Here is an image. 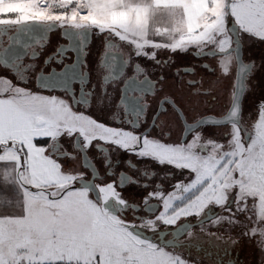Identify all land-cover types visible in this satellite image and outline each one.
Segmentation results:
<instances>
[{"label":"snow or ice","instance_id":"6c2138e0","mask_svg":"<svg viewBox=\"0 0 264 264\" xmlns=\"http://www.w3.org/2000/svg\"><path fill=\"white\" fill-rule=\"evenodd\" d=\"M11 29L15 35L9 41L21 44L24 36L41 47L46 34L60 30L68 43L44 63L55 60L62 68L42 71L36 84L45 91L68 92L73 83L81 88L78 97L72 91L71 100L33 91L26 75L34 65L23 60L36 59L39 53L21 55L11 46L0 47V68L11 73V78L0 76V264H190V258L175 250L191 248L205 235L217 244L238 242L205 226L220 232L239 230L256 240L264 256V101L250 127L242 126L239 102L245 80L255 69L254 62L241 59V43L244 36L264 41V0H0V37ZM95 33L105 36L99 67L110 69L102 77L97 100L101 112L112 101L107 85L117 76L123 78L131 60L129 56L116 67L110 49L122 42L135 57L157 65L162 63L157 58L161 49L187 52L194 47L198 57L218 58L221 74H234L224 113L188 124L185 132L192 138L185 143L150 138L147 127L141 130V118H147L144 98L155 94L156 82L146 75L143 80L136 75L123 79L116 105L124 115L117 124L123 126L74 110L73 105H90L95 99L85 88L89 74L84 71L85 49ZM23 43L27 50L30 45ZM66 59L70 63H64ZM133 71L145 72L139 64ZM197 83L188 81L190 86ZM166 103L173 101L161 100L159 111ZM158 118L159 112L152 117L153 127ZM209 124L227 125L225 142L203 140L197 129ZM64 138L73 141L71 147L82 156L86 171L63 168L62 159L75 158L61 143ZM92 148L104 175L121 168V161L112 159L118 151L135 157L124 159L123 166L147 182L121 170L118 179L97 183L99 167L87 155ZM137 161H153L189 176L164 189L152 183L154 172L136 167ZM129 185L147 190L141 204L124 198ZM128 211L139 215L125 219ZM197 227L200 231L194 232ZM219 264L235 261L221 259Z\"/></svg>","mask_w":264,"mask_h":264},{"label":"flooded vegetation","instance_id":"af4514ba","mask_svg":"<svg viewBox=\"0 0 264 264\" xmlns=\"http://www.w3.org/2000/svg\"><path fill=\"white\" fill-rule=\"evenodd\" d=\"M15 35V30L11 29L2 37H0V47L12 49L24 55L25 51L30 56L33 50L39 53L36 59L25 58L23 60L24 64H33V70L26 75L27 86L33 91H40L44 95H55L57 97L71 100L72 91H75L76 96H79L81 85L79 83H73L71 90L65 92L62 88H56L55 90H43L38 88L36 84V76L42 71L44 73L50 72L53 68L57 71L61 70L62 65L57 64L55 60L48 64L44 61L55 54L57 47L60 45H66L68 41L62 38L60 30H53L46 34L44 37L43 47L37 45L34 40L28 39L27 37L21 36V44H15L9 41V36ZM36 38L39 39V34H36ZM30 45V47L25 50L24 41ZM250 40V42H249ZM87 55L85 57L86 65L84 71L89 74L88 84L85 85L86 90H91L93 99L90 105H73L76 111H85L87 114H94L101 119L106 120L108 123L113 124V126H123L117 124V121L124 118L123 112L117 110L116 105L119 103L118 97L120 89L124 87L123 79L131 77L133 75L137 76V80H143L145 75L152 81L156 82V92L154 95H148L144 98L145 102L149 105L147 109V118H141V130L147 127V131L151 133L150 138L160 139L165 143L180 144L191 140V135L185 132V128L188 124H194L196 120L201 117L214 116L220 118L227 107V101L232 90V84L234 80V74L229 76H223L219 70L218 58L211 56L198 57L194 55L196 49L194 47H189L187 52L176 51L171 52L170 50H158V59L162 61L161 64L157 65L154 61L148 60L144 57H135L131 53L130 48L122 43L116 42L115 46L110 49L113 55L116 56L115 65L117 68L121 66V62L131 60L128 65L123 68V78L117 76L107 85V91L109 96L112 98L111 104H105L104 112H101V105L97 103V100L102 96L101 86L102 77L109 74L110 69H101L99 67L102 54L105 53V36L95 33L89 36L88 44L85 49ZM264 41H258L248 36H244L241 43V59L243 62H254L255 69L246 79V92L242 101L241 110V120L243 127H250L257 119V113L255 120L250 118L252 121L246 119L245 116V106L247 100V94L251 90V81L259 75L258 69L259 62L257 59L264 57ZM71 56L72 54L69 53ZM109 64L112 63V57H107ZM167 61V63H163ZM64 63H70L69 60H65ZM139 64L145 72L143 74L135 73L133 71V66ZM208 65V67H204ZM185 68H192L193 72L185 73L183 70ZM236 69L234 68L233 72ZM2 76H7L11 78V73L6 68H0ZM195 80L198 83L195 86H190L188 81ZM139 95V93H135ZM168 98L173 101V103H166L164 105V110L159 111L160 101ZM110 109V110H109ZM159 112V118L155 121V127L152 126V117L156 116ZM258 112V109L255 111ZM113 113L116 114V120H113ZM253 116V115H252ZM251 116V117H252ZM228 128L226 124L217 125L209 124L202 128L197 129L202 135L203 140H216L218 142H225V136L227 135ZM63 146L70 152H72L74 159L64 158L60 161L65 170L78 169L81 171H86L82 167L83 158L79 152H76L71 145L72 140L64 138L61 140ZM89 159L96 160V166L99 167L100 179L96 182L99 183L102 180L105 182L109 179H118V174L121 170L127 172L132 178L136 179L140 183H145L140 174L132 168H124L123 160L130 159L135 161V157L127 156L126 153H120L118 151L113 152L112 159L115 163L120 160L121 163L118 169L113 170L112 176L104 175L105 169L103 167L102 161L99 159V155L96 153L95 148L89 149L87 152ZM136 167L143 170H148L150 173H155L156 177L153 178V184H160L164 189H168L171 184L175 183L177 179H186L189 176L187 171H182L179 169H172L169 166H159L154 164L153 161H137ZM148 190H151L149 188ZM147 194L146 189H141L136 185H129L123 190V196L130 202H135L141 204L143 195ZM124 218L132 220L134 217L139 215V213L128 211L125 212ZM207 231L219 232L222 235L228 234L227 230L220 232L215 228L207 229ZM194 232H199L200 228H194ZM237 234V239L239 238V230L232 231ZM204 236L199 240H194L193 247L191 248H181L187 251V254L197 257L199 253H203L206 259H209L215 264H219V261L223 259L224 261L232 260L235 264H246L244 260V255L240 248L236 246H229L223 244L213 245L209 241L208 245L203 243ZM227 247L228 254L225 255L224 248ZM176 249V250H181Z\"/></svg>","mask_w":264,"mask_h":264},{"label":"rangeland","instance_id":"374dc122","mask_svg":"<svg viewBox=\"0 0 264 264\" xmlns=\"http://www.w3.org/2000/svg\"><path fill=\"white\" fill-rule=\"evenodd\" d=\"M251 38V37H250ZM250 42V40H249ZM264 54V53H263ZM257 62H259V68L258 72L259 75L256 76L251 81V90L247 94V100H246V106H245V116L247 120H251L256 118V113L255 112L258 109V105L261 101H264V57H260L257 59ZM0 76H2V72L0 71ZM253 115V116H252ZM252 116V117H251ZM249 121L251 123L252 121ZM209 232H215V231H209ZM228 234H221L219 232H216L217 235H221L223 237L231 236L234 238L237 243L234 245H229L231 246H236L237 248H240L243 255H244V260L246 264H261L264 260V256H260V254L257 251V244L255 239H249L247 237H244L242 235H239V238L237 239V234L229 231L227 232ZM203 238V243L208 245L209 241L213 243V245H216L215 241H212L210 237L207 235L204 236ZM171 250V249H169ZM176 252L182 254L185 258H190V261H195L198 263H207V264H215V262L206 259L203 253H199L197 257H193L189 254H187V251L184 249L181 250H175Z\"/></svg>","mask_w":264,"mask_h":264},{"label":"water","instance_id":"95a60500","mask_svg":"<svg viewBox=\"0 0 264 264\" xmlns=\"http://www.w3.org/2000/svg\"><path fill=\"white\" fill-rule=\"evenodd\" d=\"M245 85H246V80H245ZM246 89H247V87H245V92H246ZM245 92L242 93V98H241L240 101H239L240 104H241V110H242V101H243V97H244Z\"/></svg>","mask_w":264,"mask_h":264},{"label":"crops","instance_id":"0c3cea01","mask_svg":"<svg viewBox=\"0 0 264 264\" xmlns=\"http://www.w3.org/2000/svg\"><path fill=\"white\" fill-rule=\"evenodd\" d=\"M190 264H207V263H198V262H195V261H190ZM261 264H264V260Z\"/></svg>","mask_w":264,"mask_h":264}]
</instances>
